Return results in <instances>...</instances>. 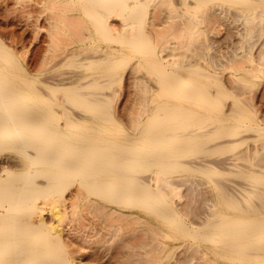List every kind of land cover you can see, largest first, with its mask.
<instances>
[{"label":"bare ground","instance_id":"6f19581e","mask_svg":"<svg viewBox=\"0 0 264 264\" xmlns=\"http://www.w3.org/2000/svg\"><path fill=\"white\" fill-rule=\"evenodd\" d=\"M147 1L149 4V0H50V6L58 4L57 7L54 6L58 10H62L61 4L65 6V9L70 4L77 6L78 11H76L87 23L89 32L87 33L91 34L89 36H93L97 42L93 43L95 45L92 52L95 54L89 57L84 56L89 60L82 63L83 57L77 59L79 56L73 60L76 59L79 64H85L84 68L89 64V67L93 65L92 69L96 70L94 66L98 65L100 68L97 67V69H100V72L96 71L97 74H95L93 71V74L88 70L84 72V68L77 69L83 67L80 66L81 64L72 69L64 66L69 70L62 71L61 68L62 70L57 72L60 70L58 68L53 73H48V78L43 80V88L37 86L33 79L27 78L24 68L21 70L22 67L19 68L20 65L16 62L13 63L14 65L9 64L14 62L12 53L10 54L9 48L3 42L4 39L2 41L0 38V264H89L83 260L91 259L92 261L95 257H81V254H73V251L71 253L64 244V236L61 234L63 233L62 223L66 222L64 220L72 214L79 219L85 204L87 209H90L89 213H94L92 218L95 217L96 221L99 219L102 224L98 223L97 226V222L91 216L93 221L90 224L87 211V215H84L88 219L84 218L87 224H90H86L90 232L84 235L82 231L85 229L80 231L81 228H78L79 231L78 229L75 231L76 240L96 239L93 242L97 245L104 242L109 244L110 240L117 244L115 246L118 250L120 247L126 250L123 246L127 248L135 244L132 241L133 244L129 242L128 244L132 245L127 246L125 238L128 231L125 232L123 224L128 222L124 219V222L119 224V219L121 220L119 215L122 214V217L126 218L137 217L139 211L143 210L146 213L149 209L148 212H153L158 225L174 226L176 224L175 226L182 234L193 238L202 235L213 245L218 243L220 256L229 250L238 256L242 252L246 255V257H199L198 250L191 253V256L196 253L197 256L194 255V257H172L175 249L181 245L178 243L164 249L163 254L166 255L164 257H149V254H146L148 257H144L143 253L142 257L138 252L139 255L136 257L135 251V257L134 254L130 256L133 251L130 252V257H127L128 254L126 256L124 250L120 249L121 253L125 254V258L104 257L103 262L96 261L95 264H264V119L260 118V122L254 120L251 103L249 107L252 110L247 107V104L241 107L240 99L224 111L214 110L218 107L222 94L227 92L222 85L224 83L217 82L215 86H212L213 88L207 86L213 79L211 78L213 73L210 71L216 72V69L221 67L224 69L228 65L224 67V64L218 62V59L214 60V55L209 52L218 46L212 38L214 33H217L213 31L212 25L218 22L219 24L215 25L221 26L220 22L228 20V17L231 18L232 15L231 21L240 25V27L237 25L234 27L238 32L236 35L243 39L238 37L240 41H237L242 43L236 42V44L242 47L245 44L243 42L248 38V43L246 42L248 48L244 52V57L238 54L241 57L235 58L238 61L236 60L234 65L229 64L227 69L232 72L239 71L248 65L245 70L250 75L261 70L264 72L263 46L260 47L263 49L259 51L258 56H254L255 53L249 50L251 46L254 47L253 44H256V41H259L258 39L251 41L253 44L250 42L252 45L249 46L250 39L264 36L262 34L264 33V0H154L156 2L153 11L155 8L161 10L163 6L166 12L163 14V10L157 12L155 9L158 17L162 16L161 13L165 17L160 18L164 20L158 23V28H154V30L157 29L156 31H152L158 35H169V38L174 32L172 37L174 40H165L163 47L160 43L159 48H161L157 47L159 50L155 48L157 45L155 42L161 36L158 38L155 36L157 34L153 35V42H150L148 39L151 34L148 35L143 30L145 22L149 21L144 22V17L146 18L148 13ZM43 2L39 4H44ZM154 13L151 8V14L155 15ZM67 16L63 15V18ZM69 17L72 16L69 15ZM111 17H118L120 25L115 27L110 21ZM59 20L56 19V22ZM154 22L157 23L155 20ZM226 24L223 23V25ZM225 27L224 29L230 30ZM176 31H181L182 34L179 33V35H182L181 39L184 41L191 38V41H188L189 44L195 38L199 37L198 42L202 38L200 40L202 42H199L204 44L202 46L195 39L198 47L205 46V49L197 50L198 53L205 51L207 55L209 50L208 54L210 53L213 57L203 58L204 53L203 55L197 53L202 56V62L190 64L189 68L191 67L193 71L187 76L178 71L179 61L184 62V59L176 58L175 60V53L181 54L179 51L176 52L178 45L181 46L178 44L179 38L176 39L178 35ZM209 32L212 36L208 34ZM115 39H120L129 49H136L140 53L137 57L139 62L136 60L138 63L144 62L143 65L147 63L151 70L153 68V72L158 70L155 74L158 76L156 79L153 78L155 83L150 81L149 75H146L143 70L139 71L137 65V69L132 70L134 73L131 71L133 75L135 74L132 76L133 82L136 79L142 81L139 82L143 88L141 92L146 91L145 93L159 96L152 98L153 100L150 98V101H148L149 95L147 99H145L146 96L145 98L140 96L142 98V100L139 99L140 106L137 104L140 108L152 105L149 106L148 113L145 115L144 110L141 108L138 111L140 108L137 109L135 105L136 101L138 102L137 97L141 95L136 93L137 100L131 101L135 102L133 105L137 108L132 105L135 111L131 108L132 112L140 113L135 115L139 119L134 120V113L132 115L128 110L129 104L126 112L123 109L124 115L123 113V116L121 115L124 117L128 111V117L125 116L124 119L119 117L124 104H121L120 110L117 109L119 104L116 103L121 95L119 91L122 88L120 89L119 86L122 82L119 85V82H115L116 79L111 77L115 74L111 72V68L117 63L116 55L124 52V49L113 48L105 44L106 42L99 47V41ZM225 40L222 42L225 43ZM144 46L149 49L142 53ZM190 46V50L196 47V45ZM167 50H170V53L164 54ZM187 50L190 51L189 45ZM241 61L248 64L243 63L245 66H240ZM183 62L182 64H185ZM52 63L56 64L57 61ZM71 64H73L72 61ZM249 65L250 68H248ZM109 77L115 80L111 81ZM137 82L134 85L131 84L135 86L138 85ZM140 85L137 87L141 90ZM56 92L62 94V98H55ZM136 95L134 94L133 97L135 98ZM219 95H221L220 98ZM151 100L153 104L149 103ZM126 101L123 102L125 105ZM114 112L118 113L114 114ZM126 122L134 124L133 126L128 124L132 127L131 131L127 129L129 126L127 127ZM248 144H251L253 148L250 149ZM190 152L193 156H188ZM186 155L187 157L183 159ZM146 170L151 171L146 173ZM71 185H75L76 189L72 195V192L69 195L68 189ZM207 186L213 190V197L207 195L208 192L206 193L204 189ZM66 193L69 196H66ZM103 198L111 204H104ZM125 202H128L131 208ZM46 208L52 212L50 214L56 219L55 221L51 222L50 218L48 222L47 215L46 219L44 218ZM109 212L115 214H109ZM107 214L116 216L118 219L114 225H108L109 230L105 224L107 225V220L110 218L113 221L114 217H109ZM197 216L201 218L197 220H201L203 231L200 228L194 229L190 226L191 224L188 225L195 221V226H198L199 223L195 220ZM104 217L108 219L105 220ZM82 219L81 217L80 220ZM80 220H70V223L71 225L73 221L79 223ZM114 221L117 220L114 219ZM54 222L62 225L61 228ZM151 233L153 235V232ZM59 234L63 237L58 236ZM152 235L149 234L150 237ZM139 243L143 245V242ZM158 243L155 242V244ZM148 246L153 247L152 244ZM140 247L138 246V249ZM132 248L137 249L135 246ZM159 249L160 247L157 250ZM130 250L131 247L126 251ZM192 250L194 251V248ZM154 252L158 253L156 250ZM213 252L212 254H215V251ZM71 254L74 256L72 257Z\"/></svg>","mask_w":264,"mask_h":264},{"label":"rangeland","instance_id":"374dc122","mask_svg":"<svg viewBox=\"0 0 264 264\" xmlns=\"http://www.w3.org/2000/svg\"><path fill=\"white\" fill-rule=\"evenodd\" d=\"M45 3H44V2ZM0 0V38H1V40L3 41V39H4V43H5V45L9 48V52H10V54L12 55V57H13V59L12 60H14V62L12 61L11 63H9V64H15V62L17 63V65H20L19 66V68H21V70L23 69V71L25 72L24 74H26L25 76L27 77V78H29L30 80H34L35 81V83H36V85L38 86L39 85V87L40 86H42V88H43V83H44V79L45 78H48V76H49V74L52 72L53 73V71L56 69H58V68H60V70H57V72H59V71H61L62 69V71H65L67 68H65V67H67L68 66V68L69 69H72V68H75L76 66H78V65H80V66H83L82 68H77V69H80V70H83V68H84V65L82 64V63H84L85 61H87V60H89L88 58L87 59H85L84 58V56H86V57H89V56H91V54L93 55V54H95L94 52H92L93 51V49H94V45L96 44V39L95 38H93V36H89V35H91V34H88L89 32H88V30H87V26H86V21H85V19L83 18V16L81 15L80 16V13L79 12H77L78 10H77V6L76 5H74V4H70V6L68 5V7L65 9V6H61V5H63V4H61L60 5V7L62 8V10L61 9H59L58 10V8L56 9V7H57V5H51L50 6V0ZM40 2H43L44 4H39ZM155 2L156 1H154L153 0V2H152V0H149V4H147L148 3V1L146 2V5L148 6V13H147V15H146V18L144 17V22L145 21H147V20H149L148 22H145V25L143 26V30H144V32L146 33V34H151V36L149 37V39H148V41H150V42H153V35H155V34H157V33H155L154 34V32L152 31V30H154V28L156 27V28H158L159 26H158V23H161L164 19H160V18H164L165 16L163 15L166 11L163 9V6L161 7L162 9L161 10H163V14L161 13L160 15H162V16H159L158 17V15H156L157 13L155 12V9H154V11H153V6H155L154 4H155ZM49 4V7H51V8H49V7H47L46 8V6ZM69 4V3H68ZM38 5H39V7H43L44 5H46V6H44L43 8H39L38 7ZM64 5H66V4H64ZM72 5V6H71ZM54 6H56V7H54ZM67 6V5H66ZM76 6V7H75ZM158 6V5H157ZM156 6V7H157ZM59 7V8H60ZM46 8V9H45ZM49 8V9H48ZM53 8H55V9H53ZM75 9V11L73 12V11H68L69 9ZM151 8H152V13H154L155 15H153V14H151ZM38 10H39V13H38ZM61 10V11H60ZM77 10V11H76ZM150 10V11H149ZM157 10V12L158 11H160V12H162L161 10H160V8L159 9H156ZM43 11V12H42ZM56 11V12H55ZM47 12H48V14H47ZM52 13V15H51V13ZM54 12V13H53ZM58 12V13H57ZM60 12V13H59ZM38 13V14H37ZM42 13V14H41ZM50 13V14H49ZM150 13V14H149ZM48 16H47V15ZM60 14V15H59ZM62 14V15H61ZM72 14V15H71ZM76 14V15H75ZM63 15H68L67 17H65V18H63ZM69 15L70 16H72V17H69ZM151 15V16H150ZM55 16H56V18H55ZM76 16V17H75ZM78 16V17H77ZM153 16V17H152ZM164 16V17H163ZM233 16V15H232ZM231 16V18H232V20H233V17ZM255 16H257V15H255ZM48 17V18H47ZM60 17V18H59ZM81 17V18H80ZM148 17V18H147ZM150 17V18H149ZM55 18V19H54ZM65 20V21H62L63 19ZM117 18V19H116ZM111 17L110 18V21H112V24L113 25H115V27H117V26H119L120 25V23H119V21L118 20H120L118 17ZM151 18H152V20H151ZM231 18H229L228 17V20L226 19V20H224V22H220L221 24V26H217V25H215V24H219L218 22L217 23H215L214 25H212L213 26V31L215 32V31H217V33H214V32H211V33H214V37L212 36V34H210V32L208 33V34H210L211 36H212V38H214V42L216 43V44H218V46L217 47H215V48H213L212 49V52L211 51H209L210 53H211V55H214V58L212 57V56H210V53L208 54V51H207V49H206V51H207V55L205 54V51L204 52H199L200 53V55H203V53L205 54V56L203 55V58L204 57H206V58H208L207 56H210V57H212L214 60L215 59H218L219 61L218 62H220V63H222V64H224L223 66L225 67L227 64L229 65V64H232V65H234L235 63H236V60L238 61V59L242 56V57H244V52L245 51H247L246 49L248 48V46H247V44H246V42L248 41V38H247V41H245L246 40V38L244 39V41L245 42H243V43H245V44H243V46L242 47H240V46H238L237 44H239V43H242V41L241 42H238L237 40H239L240 41V37L239 36H237L236 34H238V32H236L235 31V29L236 28H234V27H240V25H237V24H235V23H233L232 21H231ZM48 19V20H47ZM49 19H50V21H49ZM53 21H52V20ZM56 19H60L59 21H57L56 22ZM68 19V20H67ZM111 19H113V20H111ZM155 21H157V23H155L154 22V20ZM157 19V20H156ZM83 20V21H82ZM162 20V21H161ZM46 21H49V22H46ZM109 21V22H110ZM219 21H221V20H219ZM228 21V22H227ZM64 22H65V24H64ZM115 22H117V24H115ZM226 22H227V24H226ZM231 22L233 23V24H231ZM60 23V24H59ZM223 23L224 24H226V25H223ZM49 24H50V26H49ZM38 25V26H37ZM55 25H57L58 26V28H57V26H55ZM233 25V26H232ZM237 25V26H236ZM40 26V27H39ZM59 26H61V27H63V29L61 28V27H59ZM225 28H227L228 27V29H230L229 31H230V34H232V36H233V40H231V38H232V36H230V34L228 35V37H226L227 35L226 34H228L229 33V31L227 30V29H224V27ZM39 27V28H38ZM84 27H86L85 29H84ZM215 27V28H214ZM230 27V28H229ZM60 28V29H59ZM223 28V29H222ZM216 29V30H215ZM239 28H237V30H238ZM157 29H155L154 31H156ZM219 30V31H218ZM221 30V31H220ZM223 30H225V31H223ZM86 32V33H85ZM88 32V33H87ZM181 32V31H180ZM180 32H178V31H176V33H178V35H179V33ZM218 32H220V34L218 33ZM224 32H226V33H224ZM236 32V33H235ZM65 35H64V34ZM174 33V32H173ZM173 33L171 34L172 35V37H173ZM175 33V34H176ZM72 34V35H71ZM82 34V35H81ZM87 34V35H86ZM174 34V36H176ZM180 34H182V33H180ZM215 34H217L218 35V37H216L215 36ZM235 34V35H234ZM262 34H264V33H262ZM77 38H75L74 36ZM81 35V36H80ZM163 35V34H162ZM162 35L160 34V35H155V36H161L162 37ZM176 36V39L178 40V38H179V40H178V44H181V46L180 45H178V48H177V51L176 52H178L179 51V53H181V54H177V53H175V60H176V58L178 59L179 58V60L181 59V60H183L184 59V62L183 61H179V60H177V61H179V65H180V67H179V72L181 73V74H184L185 76H187V75H189L193 70L191 69V67L189 68V65L190 64H195V63H199V61H201V58H202V56H200V55H198L199 53H198V51L200 50L201 51V49L203 50V48L205 47V46H203V48H200L202 45H204V44H202V43H199V42H202V41H200L202 38H200V40H199V42H198V40L197 39H199V37L196 39L197 40V43L198 44H201V46L200 47H198L197 46V44H196V41H195V39H194V41L193 42H191V44H189V42L191 41L190 39H188V40H185L184 41V39L182 40L181 38H182V35L180 36ZM66 36V37H65ZM86 36H89L88 38H86L85 39V37ZM154 36V37H155ZM164 36V35H163ZM169 35H165L164 37H162V39H161V37H160V39H158L157 41L155 40L156 39V37H155V39H154V41H156L155 42V44H157L156 45V47L155 48H159V46L161 45L160 43H162L163 45L161 46V47H163L164 45H165V40H168V39H170V40H174L171 36H170V38L168 37ZM224 36H225V39L227 40V42H226V40L224 39ZM231 38H230V37ZM235 36V37H234ZM258 36V35H257ZM260 36V35H259ZM83 39H82V38ZM166 37V38H165ZM208 37H210V36H208ZM216 37V38H215ZM238 39H237V38ZM264 36L262 35L261 37H255V38H252V39H250V41H249V44H250V42L252 41H256L257 39L259 40V41H256V44H253L252 42V44H253V46L254 47H252L251 45L252 44H250L249 46H251L250 47V51H253V53H255V55L254 56H258V54H259V51H261L263 48H264V38H263ZM69 38V39H68ZM151 38V39H150ZM175 38V37H174ZM230 38V39H229ZM93 39V40H92ZM221 39V40H220ZM236 41H235V40ZM255 39V40H254ZM61 40V41H60ZM159 40H161V41H159ZM190 40V41H189ZM215 40H217V41H215ZM219 40H220V43H218L219 42ZM222 40H225V43H223L222 42ZM229 40V41H228ZM231 40V41H230ZM241 40H243V39H241ZM91 41V42H90ZM95 41V42H94ZM182 42V43H179V42ZM189 41V42H188ZM235 42V44H236V42H237V44L235 45L234 44V42ZM261 41V42H260ZM262 41H263V43H262ZM70 44V45H68V43ZM106 42V43H105ZM159 42V43H158ZM165 42V43H164ZM183 42H184V44H183ZM188 42V43H187ZM258 42V43H257ZM93 43H95V44H93ZM107 44V45H110L111 47H115V48H122V49H124V52L122 51V52H120V53H118L116 56H117V63H115V64H118V63H120L119 65H115L114 64V66H116L115 68H114V66L111 68V72H113V73H115V74H113V73H110V74H113V75H111V77L113 76V78H115V79H112L111 77H109V79L112 81H114L115 80V82H119V85H120V83L122 84V85H118L119 86V88L121 89L122 88V90L121 91H119V94H121L120 96H119V100L117 101L118 103H116L117 105L119 104V106L117 107V109L119 108L120 110H121V104H124L123 105V107H122V110H121V112H120V110H118L120 113V115H119V117L122 115V113H123V115H124V113L126 112L125 110H127L128 109V107H130L128 110H129V112H131L132 113V115H133V113H134V120H135V118H138L139 119V117L138 116H135V115H137V113L138 112H132V108L134 107H136L137 109H139L140 107V102H139V99H141L142 100V98H140V96H143V98H145L144 96H146V98L145 99H147L148 98V95H149V99H148V101H150V98L152 99H154V97L155 98H158L159 96H153V94H149L148 92L147 93H145L146 91H144V92H141L142 90H143V88L141 87V83L139 84V82H142V81H140V79H136L134 82L132 81L134 78H132V76H134L133 75V71L132 70H136L137 69V66H138V70L139 71H141V70H143L145 73H146V75H149V79H150V81L151 82H154L155 83V81H154V79H156V77L158 76V75H156L155 76V74H156V72H158V70L154 73L152 70H153V68H152V70H151V67H149L148 66V64L147 63H145V65H143V63H138L139 61H138V58L137 57H139V52L136 50V49H133V50H131V49H129V47H127V46H125L122 42H121V40L120 39H115V40H109V41H99V47L101 46V45H103V44ZM195 43V44H194ZM214 43V44H215ZM248 43V42H247ZM255 43V42H254ZM262 45H261V44ZM56 44V45H55ZM182 44H183V46H182ZM216 44L214 45V46H216ZM220 44V45H219ZM222 44V45H221ZM229 44V45H228ZM234 44V45H233ZM257 44H258V47H257ZM123 45H124V47H123ZM177 45L175 46V48L174 49H176V47H177ZM188 45H189V50H190V45H196V47L197 48H199V49H197L195 46H194V50L191 48V52L190 51H188L187 49H188ZM232 45V46H231ZM241 45V44H240ZM49 46H50V48H49ZM77 46V47H76ZM83 46V47H82ZM118 46V47H117ZM236 46V47H235ZM263 46V48L262 49H260V47H262ZM80 47V48H79ZM160 47V48H161ZM220 47V48H219ZM233 47H235V49L233 48ZM240 47V48H239ZM76 48L78 49V50H76ZM91 48V49H90ZM157 48V49H158ZM159 48V49H160ZM187 48V49H186ZM196 48V49H195ZM239 48V49H238ZM245 48V49H244ZM62 49V50H61ZM64 49V50H63ZM148 49H149V47H147V46H144V48H142V53H145V52H147L148 51ZM156 49V50H157ZM158 49V50H159ZM168 49V48H167ZM205 49V48H204ZM215 49V50H214ZM218 49V50H217ZM230 49V50H229ZM193 50V51H192ZM198 50V51H197ZM211 50V49H210ZM241 52H240V51ZM63 53H62V52ZM75 51H77V52H75ZM125 51H126V53H125ZM129 51V52H128ZM175 51V50H174ZM181 51V52H180ZM184 51H185V53H184ZM217 51V52H216ZM60 52H61V54H60ZM74 52V53H73ZM127 52H128V54H127ZM183 52V53H182ZM189 52V53H188ZM231 52V53H230ZM237 54H236V53ZM240 52V53H239ZM243 52V54H241ZM71 55H70V54ZM74 54V56H73V54ZM76 53H79L78 55H76ZM87 53V54H86ZM129 53H131V54H129ZM170 53V50H167V51H165L164 52V54H169ZM188 53V54H187ZM198 53V54H197ZM216 55H215V54ZM133 54V55H132ZM138 56H137V55ZM184 54H187L186 56L184 55ZM231 54V55H230ZM241 55V56H239V55ZM68 55V56H67ZM70 55V56H69ZM76 55V56H75ZM81 55H83V56H81ZM136 55V56H135ZM233 55H234V57H233ZM238 57H237V56ZM54 57V58H51V57ZM56 56V57H55ZM62 56V57H61ZM66 58H64V57ZM73 56V57H72ZM77 56H79V57H77ZM200 56V57H199ZM58 57V59H56ZM60 57V58H59ZM68 57V58H67ZM77 57V59H79L80 57H83V58H81V59H83L82 60V63H80L79 64V62H78V60H73L74 58H76ZM185 57H186V62H185ZM217 57V58H216ZM223 57H224V59H223ZM233 59H232V58ZM16 58V59H15ZM65 60H64V59ZM70 58V59H69ZM72 58V59H71ZM123 58V59H122ZM137 58V59H136ZM235 58H238V59H235ZM63 59V60H62ZM68 59V60H67ZM80 59V60H81ZM220 59H222V60H220ZM228 59H229V61H233V62H229L228 61ZM231 59V60H230ZM243 59V58H242ZM241 59V60H242ZM53 60V61H52ZM58 60H60V61H62V62H58ZM67 60V61H66ZM121 61V62H118V61ZM124 60V61H123ZM138 62H137V61ZM204 60V59H203ZM49 61V62H48ZM57 61V65L55 64V63H52V62H56ZM71 61H72V63L73 64H71ZM76 61V62H75ZM176 61V62H177ZM198 61V62H197ZM226 61H228V63H225ZM48 62V63H47ZM65 62V63H64ZM81 62V61H80ZM176 62H175V64H176ZM182 62L183 63H185V64H188V65H185V64H182ZM190 62H192V63H190ZM195 62V63H194ZM202 62V61H201ZM214 62V61H213ZM242 62V61H241ZM74 63H77V64H74ZM89 63V62H88ZM181 63V64H180ZM246 64L245 62H242L241 64H240V66H245L244 64ZM13 64V65H14ZM63 64H65V65H63ZM214 64V63H213ZM248 64V63H247ZM51 65H53V66H51ZM74 65V66H73ZM89 64H87L86 65V67L84 68V72L85 71H90V72H95V74H97L96 73V71L97 72H100V69H97V67H98V65H96V67L94 66V68H96V70L95 69H92L93 68V65L92 66H88ZM137 65V66H136ZM143 65V66H142ZM177 66H179L178 64H176ZM228 65H227V67H228ZM65 66V67H64ZM72 66V67H71ZM90 68H88V67ZM146 68H145V67ZM148 66V67H147ZM231 66V65H230ZM246 66H248V65H246ZM246 66H245V68L244 69H241V70H236V71H230L229 69H227V67H225L224 69H222V67L220 68V69H216V72L214 71H210L211 73H213L212 75H216V73H217V78H215V77H213L212 75H211V78H213V79H211V80H213V81H211L210 80V84H208L207 86L208 87H210V88H213L212 86H215V83H224V84H222L223 85V87L225 88V91L227 92V93H225V94H222V97H221V95H219L218 97L220 98L221 97V99L219 100V103H218V107L216 108V109H214V110H219V109H222V111H224V109H228V108H230V107H232L231 106V104H233V103H235V102H237V101H239V99H240V106L242 107V105H243V107H245V104H247L248 106V108H250L249 107V103H251V108L253 109V115H252V118L254 119V120H261V119H264V72H262L263 70H261L260 72H257L256 74H252V75H250V73L248 72L247 73V71L245 70L246 69ZM64 67V68H63ZM71 67V68H70ZM79 67V66H78ZM134 67H135V69H134ZM49 68V69H48ZM62 68V69H61ZM98 68H100V66L98 67ZM248 68H250V65H249V67ZM247 68V69H248ZM65 69V70H64ZM69 69H67V70H69ZM141 69V70H140ZM151 70V72H150V70ZM207 69V68H206ZM209 69V68H208ZM113 70V71H112ZM148 70V72H146ZM234 70V69H233ZM133 73H132V72ZM240 71H242V72H240ZM28 72V73H27ZM56 72V71H55ZM94 72H93V74H94ZM117 72H120L119 74L117 73ZM131 74H130V73ZM150 72V73H149ZM49 73V74H48ZM116 73H117V75H116ZM153 73V74H152ZM211 73H209V74H211ZM219 73V74H218ZM48 74V75H47ZM248 74V75H247ZM33 77H32V76ZM118 76V77H117ZM120 76V77H119ZM131 76V77H130ZM150 76H152L151 78H150ZM237 76V77H236ZM36 77V78H35ZM37 77L39 78V79H37ZM41 77V78H40ZM240 79H239V78ZM250 77V78H249ZM120 78V79H119ZM154 78V79H153ZM238 78V79H237ZM242 78H243V80H242ZM247 78H249V79H247ZM217 79H218V81H217ZM220 79V80H219ZM44 80V81H43ZM122 80V81H121ZM131 80V81H130ZM142 80V79H141ZM138 81V82H137ZM242 81H247L246 83H244V82H242ZM38 82H40V83H38ZM81 82V81H80ZM83 82V81H82ZM137 82V84L138 85H135V86H133L134 85V83H136ZM240 82V83H239ZM242 82V83H241ZM133 85H132V84ZM140 85V87H141V90L137 87V86H139ZM122 86V87H121ZM143 86V85H142ZM241 86V87H240ZM232 87V88H231ZM247 87V88H246ZM146 88H147V86H146ZM146 88H145V90H146ZM148 89V88H147ZM228 89H230L231 91H229ZM84 90V89H83ZM140 90V91H139ZM85 91V90H84ZM240 91H242V92H240ZM245 91V92H244ZM121 92V93H120ZM130 92V93H129ZM138 92V95L141 93V95H139L138 97H137V95H136V93ZM58 92H56V93H54V95L56 94L57 96H55V98H62L61 96H62V94H57ZM85 93H87L86 91H85ZM145 93V94H144ZM136 95L135 96V98L133 97V95ZM143 94V95H142ZM49 95H51V94H49ZM129 95H130V97H129ZM60 96V97H59ZM151 96V97H150ZM51 97L52 98H54L52 95H51ZM133 97V98H132ZM136 97L138 98V102L136 101L137 99H136ZM214 97H215V95H214ZM213 97V98H214ZM217 97V98H218ZM130 98V99H129ZM126 99H129L128 101H126ZM132 99H135L134 101H136V106L135 105H133V103H135V102H133V101H131ZM152 99V100H153ZM236 99V100H235ZM151 100V102H149L150 104H153V101ZM127 102L126 103V105H125V103H123V102ZM147 101V102H148ZM250 101V102H249ZM253 101V102H252ZM121 102V103H120ZM130 102V103H129ZM146 102V103H147ZM242 102V103H241ZM248 102V103H247ZM148 103V104H149ZM253 103V104H252ZM129 104V106L127 107V105ZM139 106H138V105ZM224 106H222V105ZM255 104V105H254ZM133 107H132V106ZM261 105V106H260ZM121 106V107H120ZM126 108H125V107ZM149 106H152V105H147V106H145L146 108H144V107H141L143 110V112L145 113V115L148 113V111H147V109L149 108ZM220 106V107H219ZM260 106V107H259ZM132 107V108H131ZM256 107V108H255ZM116 108V107H115ZM134 108H133V111H135L134 110ZM141 108L138 110V111H140L141 110ZM250 108V109H251ZM117 109L115 110V111H117ZM123 109H124V111H123ZM136 109V110H137ZM251 109V110H252ZM256 109V110H255ZM261 109V110H260ZM141 111V112H142ZM147 111V112H146ZM257 111V112H256ZM259 111V112H258ZM129 112L127 111V113L125 114V116H127V115H129ZM142 112V113H143ZM115 113H118V112H114V114ZM131 113H130V115H131ZM257 113V114H256ZM258 113H259V116L257 117V115H258ZM261 113H263V114H261ZM138 114H140V113H138ZM117 115V114H116ZM117 115V116H118ZM122 115V116H123ZM221 115V114H220ZM219 115V116H220ZM261 115H263V116H261ZM121 116V118H123L124 119V117H122ZM219 116H218V118H219ZM128 117V116H127ZM131 117H133V116H131ZM263 117V118H262ZM261 118V119H260ZM138 121V120H137ZM263 121V120H262ZM125 122V121H124ZM260 122V121H259ZM127 123V122H126ZM129 123H127V127L129 126V125H132L131 123L128 125ZM134 125V124H133ZM132 125V126H133ZM131 128L132 127H130L129 126V128H127L128 130L130 129V131H131ZM248 145H250V149L251 148H253V146L251 145V144H248ZM189 155L188 156H193V155H191V152L190 153H188ZM197 156L198 155H201V154H196ZM187 157V155L185 156V157H183V159L184 158H186ZM180 159H182V157H180ZM257 159V158H256ZM150 171L151 170H146L145 172L146 173H150ZM142 174H145V173H142ZM203 187H205L204 185H203ZM72 189V190H71ZM74 189H76V187H75V185H71L70 187H69V193H68V191H67V193L70 195V193H71V195L74 193L73 191H75ZM205 189V191H206V193H207V195H210V197H213L214 196V192H213V190L210 188V186L208 187L207 186V188H204ZM209 189H210V191H209ZM71 190V191H70ZM67 193H66V196H69V195H67ZM102 201V200H101ZM131 201V200H130ZM102 203V202H101ZM103 203L105 204H111V203H109L105 198H103ZM126 204H127V206L128 207H130L129 206V204H128V202H125ZM125 203H123V205L124 206H126L125 205ZM86 205V204H85ZM84 205V206H85ZM122 205V204H121ZM122 205V206H123ZM141 205H143V203L141 204ZM84 206H83V209H82V216H81V214L79 215L80 216V218L82 217L83 219L82 220H80V218L78 219L77 217H75L73 214L71 215V216H68L65 220H64V222H65V224L64 223H62L63 224V226H62V228H63V233H61V234H59L58 236H62L63 237V241H64V244L69 248V251H71V253H73V254H76V255H79V254H81V257H95V258H97L96 260H95V258H92V261H91V259H90V261L89 260H86V259H84L83 261L84 262H86V263H89V264H95L96 263V261L98 262H103L105 259H104V257L106 258V257H121V259H122V257H124L125 258V254H126V256H127V254H128V256L127 257H130V256H133V254H134V257H135V253H134V251L136 252V257H137V255H139L138 253H140V255L142 254V255H144V257L146 256V257H164V256H166V255H164L163 254V250L164 249H166L168 246H171V245H178V243H180L181 245L177 248V249H175V251H174V253H173V256L172 257H194V255H196V253L195 254H193V256H191V253H193V252H197L198 250H199V252H200V249H201V252L199 253V252H197V254L198 255H200L199 257H202V256H204V257H225V256H227V257H246V255L242 252V253H240L239 254V256H238V254H236L235 255V252H230V250L229 251H227V252H225L224 253V255L223 256H220V253H219V246L217 245V244H215V245H217L216 246V248H215V245H213L212 243H210V241L209 240H207V239H205V236H198V237H189L188 235H185V234H182V232L176 227L177 225L175 224V223H172V224H175L174 226L173 225H170V224H167V225H158L157 223V219L155 218V215L154 214H152L153 212L152 211H150V212H148V210H147V212L146 213H148V214H146L143 210L142 211H139V215L137 216V217H135V216H130V217H122L123 215L122 214H120L119 215V217L121 218V220L119 219V224L120 223H122V221L124 222V219H125V222H128L127 224L125 223V224H123V228L124 229H126L125 230V232H127L128 234L125 236L126 238H125V240H126V244H127V246L128 245H132L133 243L135 244V245H133V246H135L137 249H135V250H133V246H130L131 247V250L130 251H126V250H128V248H130L129 246L126 248L125 246H123L126 250H124L123 248L121 249V247L119 248V250H118V248H117V246H115V245H117V244H115L114 242L112 243V241H108V242H110L109 244L107 243V242H104V243H99L98 245H97V243L95 244V242H93V241H95L96 239H89V240H83V239H79V240H76L75 238V236H77L76 234H75V231L79 228H81L80 229V231H82V230H84V231H82L83 232V234L84 235H86L87 233H89L90 232V230H89V232H88V229H90L89 228V226H86V224L88 223L87 222V220L86 219H88V217L90 218V216H91V218H92V216H93V212L92 213H89L90 212V209L88 208L87 209V205L85 206V208H84ZM131 208V207H130ZM133 208V207H132ZM55 209H56V207H55ZM136 209V208H135ZM85 210H86V212H85ZM137 210V209H136ZM201 210H202V208H201ZM87 211H88V217H86V213H87ZM146 211V210H145ZM201 212V211H200ZM199 212V213H200ZM50 213H52L51 211H49L47 208H46V210H45V216H44V218L46 217V215H47V221L48 222H53V221H55L56 219H54V218H52L51 217V214ZM50 214V215H49ZM84 214H86V215H84ZM92 214V215H91ZM109 214H115V213H112V212H109ZM109 214H107V215H109ZM128 213H126V215H127ZM106 215V216H107ZM154 215V216H153ZM200 215V214H199ZM198 215V216H199ZM95 216V215H94ZM105 216V215H104ZM146 216V217H145ZM197 216V218L195 219L198 223H199V225L198 226H195V221L193 222V223H188V225L189 224H191L190 226L191 227H193L194 229H198V228H200V230L201 231H203V229L201 228V226L203 225V224H201L200 222H201V220H197V219H201L200 217H198ZM201 216H202V214H201ZM70 217V218H69ZM86 219H85V218ZM101 217V216H100ZM109 217H114L113 218V221H111V219L112 218H110V219H108V217H104L105 218V220H110V222L107 220V225L105 224V226H108V225H114V223H116V222H118V219H116V216H110L109 215ZM145 217V218H144ZM148 217V218H147ZM45 218V219H46ZM52 220H51V219ZM69 218V219H68ZM91 218H90V224H91V221H93V220H91ZM129 218H131L130 219V221L128 220ZM147 218V219H146ZM49 219H50V221H49ZM80 220L79 221V223L78 222H75V221H73L72 223L73 224H75V225H71V223H70V220ZM92 219H94V221H96V218L94 217V218H92ZM114 219L115 220H117V221H114ZM138 219V220H137ZM139 219H141L140 221H139ZM146 219V220H145ZM128 220V221H127ZM136 220L138 221V222H136ZM68 221H69V223H68ZM89 221V220H88ZM143 221V222H142ZM97 222V226H98V223H100V220L98 219V221H96ZM140 222H142V224L140 223ZM68 223V224H67ZM95 223V222H94ZM109 223V224H108ZM197 223V224H198ZM54 224H56L57 225V222H54ZM67 224V225H66ZM90 224H87V225H90ZM96 224V223H95ZM100 224H102V223H100ZM169 225V226H168ZM194 225V226H193ZM57 226H59L60 228H61V226L58 224ZM71 226V227H70ZM149 226V228L151 229V227H152V229H151V231H150V229L149 228H147ZM59 227H57V228H59ZM86 227H87V229H86ZM99 227H100V225H99ZM109 228H108V230L110 229V226H108ZM65 228V229H64ZM107 228V227H106ZM156 228V229H155ZM79 229H78V231H79ZM147 229H149V231L147 230ZM112 230V229H111ZM147 230V231H146ZM153 230V231H152ZM156 230V231H155ZM158 230V231H157ZM177 230V231H176ZM59 231V230H58ZM57 231V232H58ZM131 231L133 232L132 234H131ZM148 232V233H147ZM151 232H153V235H152V233ZM58 233H60V231L58 232ZM130 233V234H129ZM159 233V235H162V236H159V235H157ZM149 234H151L153 237L154 236H156V237H152V239H150L151 237L149 236ZM204 234V233H203ZM130 235V236H129ZM133 237H132V236ZM129 236V237H128ZM161 237V238H160ZM83 238H84V236H83ZM204 238V239H203ZM130 240V241H129ZM150 240V241H149ZM152 240V241H151ZM85 243H84V242ZM89 241V242H88ZM128 241V242H127ZM132 241H133V243H132ZM143 242V245H141V243H139V242ZM78 242V243H77ZM87 242V243H86ZM129 242H131L132 244H128ZM155 242L157 243V242H159L158 244H155ZM207 242V243H206ZM90 243H92V244H90ZM125 243V242H124ZM206 243V244H205ZM210 243V244H209ZM125 244V245H126ZM136 244H138L137 246H136ZM149 244H152L153 245V247H150V246H148ZM165 244V245H164ZM140 245H141V247H140ZM162 245V246H161ZM120 246V245H119ZM118 246V247H119ZM138 246L140 247L139 249H138ZM145 246H148V247H145ZM157 246V247H156ZM214 246V247H213ZM101 247V248H100ZM145 247V248H144ZM160 247V249L159 250H157L158 248ZM162 247V248H161ZM206 248V250H205V248ZM114 248V249H113ZM153 249L152 251H150V250H147V249ZM192 248H194V251L192 250ZM200 248V249H199ZM209 250H208V249ZM213 248V249H212ZM93 249V250H92ZM95 249V250H94ZM123 251L124 250V253L122 254L121 252V250ZM162 249V250H161ZM191 249V250H190ZM158 251V253H159V255H157L158 253H156V252H154V251ZM73 251V252H72ZM131 251H133V253L131 252ZM147 251H149V252H147ZM213 251H215V254H212V253H214ZM217 251V252H216ZM127 252V253H126ZM132 254H131V253ZM138 252V253H137ZM144 252H146V253H144ZM151 252H154L153 254L151 253ZM208 252H211V253H208ZM230 252V253H229ZM151 253V254H150ZM201 253H203L202 255H201ZM73 254H71L72 255V257L74 256ZM120 254V255H119ZM129 254H131L130 256H129ZM148 256H147V255ZM184 254H186V255H184ZM189 254H190V256H189ZM217 254H219V255H217ZM231 254H233V255H231ZM242 254H244L243 256H242ZM75 255V256H76ZM141 255V256H142ZM151 255V256H150ZM157 255V256H156ZM222 255V254H221ZM231 255V256H230ZM197 256V255H196ZM195 256V257H196ZM101 257H103V258H101ZM139 257V256H138ZM143 257V256H142ZM168 257V256H167ZM124 261V260H123ZM122 262V261H121ZM123 263V262H122Z\"/></svg>","mask_w":264,"mask_h":264}]
</instances>
